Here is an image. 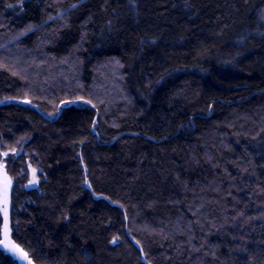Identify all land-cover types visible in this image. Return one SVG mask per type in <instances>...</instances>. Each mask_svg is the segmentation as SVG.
<instances>
[{"label":"trees","instance_id":"16d2710c","mask_svg":"<svg viewBox=\"0 0 264 264\" xmlns=\"http://www.w3.org/2000/svg\"><path fill=\"white\" fill-rule=\"evenodd\" d=\"M263 19L264 0H0L9 228L32 264H264ZM13 56L31 105L7 102Z\"/></svg>","mask_w":264,"mask_h":264},{"label":"rangeland","instance_id":"374dc122","mask_svg":"<svg viewBox=\"0 0 264 264\" xmlns=\"http://www.w3.org/2000/svg\"><path fill=\"white\" fill-rule=\"evenodd\" d=\"M17 54H18V51H17ZM20 56L23 58L25 57V54L22 52L20 53ZM21 57L16 58V60L14 61L13 60L14 56H13L12 59H9L13 61L12 62L7 61L8 62L7 65L10 70L17 72L20 75V77L24 79V84H25L24 92L20 94L17 100H7V102L15 101L20 104L31 105L32 101L29 96L31 92L29 88L31 87L30 83L32 82V80H33V83H35L36 79L32 77L33 75L31 76V73H29V71H27L26 68L21 67L22 62H23ZM110 66H111L110 70L113 73H115L116 65L113 63ZM78 101L80 100H75L72 102L79 104ZM66 104L68 103L66 102L65 105ZM45 115L49 118L54 117V113L52 112L45 113ZM13 153L15 152L14 151L8 152L3 149H0V215L2 217V222H3L2 223V234H1V240H0V248H2L17 264H32L31 261L28 259L27 255L14 244L10 236L9 193L11 189V181L6 174L4 160ZM27 171H28L27 187H35L37 184V171L30 165H28Z\"/></svg>","mask_w":264,"mask_h":264}]
</instances>
